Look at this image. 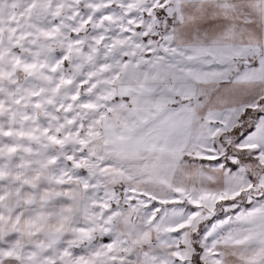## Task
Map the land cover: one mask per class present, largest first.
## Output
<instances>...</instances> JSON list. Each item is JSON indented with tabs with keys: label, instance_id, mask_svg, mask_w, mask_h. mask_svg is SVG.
I'll use <instances>...</instances> for the list:
<instances>
[{
	"label": "snow or ice",
	"instance_id": "snow-or-ice-1",
	"mask_svg": "<svg viewBox=\"0 0 264 264\" xmlns=\"http://www.w3.org/2000/svg\"><path fill=\"white\" fill-rule=\"evenodd\" d=\"M0 264H264V0H0Z\"/></svg>",
	"mask_w": 264,
	"mask_h": 264
}]
</instances>
